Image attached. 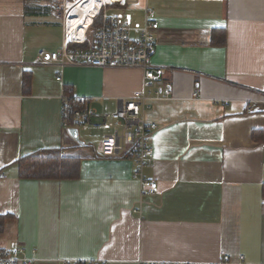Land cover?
<instances>
[{"label":"crops","instance_id":"crops-1","mask_svg":"<svg viewBox=\"0 0 264 264\" xmlns=\"http://www.w3.org/2000/svg\"><path fill=\"white\" fill-rule=\"evenodd\" d=\"M53 2L0 0V249L35 264H264V0L131 6L134 21L148 8L159 23L152 66L164 74L150 92L171 90L141 113L157 126L141 171L150 195L132 158L97 154L110 132L76 140L59 111L64 88L115 112L143 70L43 63L64 38ZM44 150L80 159L79 178H18L16 161Z\"/></svg>","mask_w":264,"mask_h":264},{"label":"built area","instance_id":"built-area-1","mask_svg":"<svg viewBox=\"0 0 264 264\" xmlns=\"http://www.w3.org/2000/svg\"><path fill=\"white\" fill-rule=\"evenodd\" d=\"M78 0H54L53 7L62 17L64 32L66 14ZM91 4L92 1L88 0ZM138 0H97L94 12L84 29V37L77 41H65L57 52L40 51L39 58L45 64L58 66H89L93 68H140L144 72L142 91L131 98L119 100L115 112H98L91 108L85 98L75 97L62 88L59 96L60 115L63 129L82 132L103 130L110 132L101 136L96 152L102 156L124 154L133 159L137 167L136 176L145 188L144 195L153 194L157 184L143 181L141 171L153 161L149 138L157 126L146 122L141 116L149 109V102L168 99L169 87L150 92L153 83L158 82L164 72L152 66L156 48L159 23L154 11L144 9L143 22H136L130 14ZM93 5V4H92ZM80 27L76 28L79 31ZM61 80L60 76L56 77ZM61 82V81H60ZM264 93V90H263ZM68 135V134H67ZM66 136V135H65ZM36 259L26 255L20 247L0 249V264H35ZM63 264H68L64 262ZM137 264H155L138 262ZM215 264H232L228 256ZM237 264H246L239 258Z\"/></svg>","mask_w":264,"mask_h":264},{"label":"trees","instance_id":"trees-1","mask_svg":"<svg viewBox=\"0 0 264 264\" xmlns=\"http://www.w3.org/2000/svg\"><path fill=\"white\" fill-rule=\"evenodd\" d=\"M15 165L20 179L75 180L80 174V159L64 157L59 150L23 156Z\"/></svg>","mask_w":264,"mask_h":264},{"label":"bare ground","instance_id":"bare-ground-1","mask_svg":"<svg viewBox=\"0 0 264 264\" xmlns=\"http://www.w3.org/2000/svg\"><path fill=\"white\" fill-rule=\"evenodd\" d=\"M87 1L88 0H78L75 5L69 7L66 14L65 41H77L84 37V29L90 21V17L95 8L94 4L97 0H91V4L87 3ZM77 27H80L79 31H76Z\"/></svg>","mask_w":264,"mask_h":264},{"label":"water","instance_id":"water-1","mask_svg":"<svg viewBox=\"0 0 264 264\" xmlns=\"http://www.w3.org/2000/svg\"><path fill=\"white\" fill-rule=\"evenodd\" d=\"M69 133L71 134V136L74 138V139H78L77 138V130H75V129H70L69 130Z\"/></svg>","mask_w":264,"mask_h":264},{"label":"rangeland","instance_id":"rangeland-1","mask_svg":"<svg viewBox=\"0 0 264 264\" xmlns=\"http://www.w3.org/2000/svg\"><path fill=\"white\" fill-rule=\"evenodd\" d=\"M81 138L88 139V136L87 135H84V134H81Z\"/></svg>","mask_w":264,"mask_h":264}]
</instances>
